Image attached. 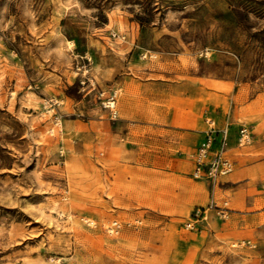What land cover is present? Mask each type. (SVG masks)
I'll return each instance as SVG.
<instances>
[{"label": "rangeland", "instance_id": "374dc122", "mask_svg": "<svg viewBox=\"0 0 264 264\" xmlns=\"http://www.w3.org/2000/svg\"><path fill=\"white\" fill-rule=\"evenodd\" d=\"M225 116L234 171L192 178ZM0 264H264V0H0Z\"/></svg>", "mask_w": 264, "mask_h": 264}, {"label": "built area", "instance_id": "2783aa9c", "mask_svg": "<svg viewBox=\"0 0 264 264\" xmlns=\"http://www.w3.org/2000/svg\"><path fill=\"white\" fill-rule=\"evenodd\" d=\"M116 98L117 91L113 89L110 90L103 101L104 107L110 111L112 117H116L117 115ZM206 123L207 129L205 135L192 153L193 168L190 175L197 180L216 183L222 177L231 174L235 169L234 161L229 154L230 121L225 116L220 127L217 126L213 118L206 119ZM236 142L238 146H243L251 142L248 127L244 124L239 126ZM211 208L221 215L225 213V209L220 208L212 200L207 206L196 208L193 213V218L186 223V226L193 228L194 222L199 215L201 213L205 215L206 211ZM106 229L110 234H118L121 229V223L117 220H112L107 224Z\"/></svg>", "mask_w": 264, "mask_h": 264}, {"label": "crops", "instance_id": "0c3cea01", "mask_svg": "<svg viewBox=\"0 0 264 264\" xmlns=\"http://www.w3.org/2000/svg\"><path fill=\"white\" fill-rule=\"evenodd\" d=\"M209 118H213V119H215V121H217V126L218 127H220L221 125H222V123H223V118H222V120H219L220 121V123H218L219 121H218V119H217V117H209ZM206 119H208V118H205V123H206ZM125 122L126 123H128V121L127 120H125ZM129 124H131V121L129 122ZM141 125H143L144 127H145V129L146 130H150L151 132H158V131H162V132H165L166 134H167V136H168V140H171L173 137H174V135H175V133L176 132H180V131H177V130H175V128H174V126H175V123H174V121H173V118H170V117H164L163 118V121H161V123H159L157 120L156 121H150L149 123H144V122H142L141 123ZM206 125H207V123H206ZM231 128V127H230ZM206 129H207V127H206ZM206 129H205V131H206ZM130 132V131H129ZM140 134H143V133H140ZM169 136H171V138H169ZM230 138H231V129H230V133H229V145H230ZM203 139V138H202ZM198 145V144H197ZM197 145H196V147H197ZM196 147L193 149V151L189 154V157H190V170H189V174L191 173V170H192V168H193V159H192V153L194 152V150L196 149ZM229 149H230V146H229ZM230 151V150H229ZM167 154H169V153H167ZM233 161H234V165H235V167H236V163H235V160L234 159H232ZM171 161H172V157H170V156H167V161H166V163L167 164H170L171 163Z\"/></svg>", "mask_w": 264, "mask_h": 264}]
</instances>
